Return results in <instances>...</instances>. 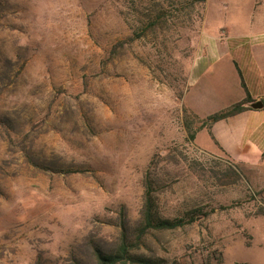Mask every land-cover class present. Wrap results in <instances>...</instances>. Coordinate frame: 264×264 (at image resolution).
Segmentation results:
<instances>
[{
  "label": "rangeland",
  "instance_id": "rangeland-1",
  "mask_svg": "<svg viewBox=\"0 0 264 264\" xmlns=\"http://www.w3.org/2000/svg\"><path fill=\"white\" fill-rule=\"evenodd\" d=\"M193 2L0 0V264H96L123 233L154 264H264V171L191 141L182 101L205 15L247 31L264 0ZM147 190L184 225L142 232Z\"/></svg>",
  "mask_w": 264,
  "mask_h": 264
},
{
  "label": "crops",
  "instance_id": "crops-1",
  "mask_svg": "<svg viewBox=\"0 0 264 264\" xmlns=\"http://www.w3.org/2000/svg\"><path fill=\"white\" fill-rule=\"evenodd\" d=\"M262 15V16H261ZM250 19L247 31L207 28L206 15L195 44L188 71L183 104L200 121L250 98L249 109L228 119L205 126L209 147L219 150L233 163L249 171H264V14ZM258 36L260 37L258 40ZM255 39L248 44L247 41ZM243 84V85H242ZM261 179V177L259 178Z\"/></svg>",
  "mask_w": 264,
  "mask_h": 264
},
{
  "label": "trees",
  "instance_id": "trees-1",
  "mask_svg": "<svg viewBox=\"0 0 264 264\" xmlns=\"http://www.w3.org/2000/svg\"><path fill=\"white\" fill-rule=\"evenodd\" d=\"M192 4H190V7L197 6H203L207 0H194ZM143 36L140 34H134L132 37L128 38L126 41H120L116 43L111 51L110 55L113 56L119 49L123 48L125 44H130L136 40H140ZM243 85V84H242ZM250 98L246 97V99L240 103H237L233 105L232 107L215 113L209 117L206 118V120L198 122L199 127L195 129V131H190V140L193 141L195 139L196 133L201 130L205 126H210L211 124H214L216 122L228 119L230 117H233L235 115H238L244 111H247L249 108L245 105L250 103ZM264 105V101H263ZM186 109V108H185ZM183 110L184 114H187L188 116H192V118L197 120V117L190 112L189 110ZM186 129L189 130V125L186 124ZM144 226L142 228V232H145L146 230L154 229V230H175L177 228H180L184 225V222L182 220H169V219H163L157 216L156 211L154 210V203L152 201V198L150 197L149 190L145 193V205H144ZM193 221V218L191 219ZM121 244L116 250V252L111 254L103 253L100 250L95 251V257H96V264H125L126 261L133 262V259L129 255L128 247H127V239L125 234H122ZM134 261L140 263V264H154L149 259L146 258H136Z\"/></svg>",
  "mask_w": 264,
  "mask_h": 264
},
{
  "label": "water",
  "instance_id": "water-1",
  "mask_svg": "<svg viewBox=\"0 0 264 264\" xmlns=\"http://www.w3.org/2000/svg\"><path fill=\"white\" fill-rule=\"evenodd\" d=\"M250 107L254 110H258L263 107V103L261 101H258V102H255L254 104H251Z\"/></svg>",
  "mask_w": 264,
  "mask_h": 264
},
{
  "label": "built area",
  "instance_id": "built-area-1",
  "mask_svg": "<svg viewBox=\"0 0 264 264\" xmlns=\"http://www.w3.org/2000/svg\"><path fill=\"white\" fill-rule=\"evenodd\" d=\"M260 37H263V36H258V37H257L258 40H259ZM257 38H252V39L248 40L247 43H248V44H251V43L255 42V39H257Z\"/></svg>",
  "mask_w": 264,
  "mask_h": 264
}]
</instances>
